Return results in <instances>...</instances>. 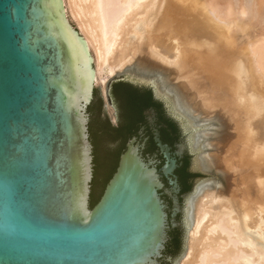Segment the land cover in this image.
Listing matches in <instances>:
<instances>
[{
	"label": "water",
	"instance_id": "water-1",
	"mask_svg": "<svg viewBox=\"0 0 264 264\" xmlns=\"http://www.w3.org/2000/svg\"><path fill=\"white\" fill-rule=\"evenodd\" d=\"M92 81L91 57L62 0H0V264H175L183 253L186 198L213 178L196 165L189 126L148 82L110 79L113 110L114 83L150 90L180 136L172 146L162 142L153 109L145 110V125L125 143L90 208L94 90L103 103ZM145 126L156 151L145 144ZM183 156L192 178L180 194L175 172ZM177 227L179 245L167 252Z\"/></svg>",
	"mask_w": 264,
	"mask_h": 264
},
{
	"label": "bare ground",
	"instance_id": "bare-ground-1",
	"mask_svg": "<svg viewBox=\"0 0 264 264\" xmlns=\"http://www.w3.org/2000/svg\"><path fill=\"white\" fill-rule=\"evenodd\" d=\"M217 1L62 0V5L91 57L92 85L106 92L110 79L137 62L175 83L187 109L205 116L215 112L227 127L224 140L209 144L215 152L207 155L226 189L206 187L192 201L188 251L179 264H264V82L253 66L264 75V38L250 39L243 32L250 26L237 19L249 15L252 24L264 23V11H256L263 0H222L225 6ZM239 33L247 38L235 55L233 47L243 39Z\"/></svg>",
	"mask_w": 264,
	"mask_h": 264
},
{
	"label": "trees",
	"instance_id": "trees-1",
	"mask_svg": "<svg viewBox=\"0 0 264 264\" xmlns=\"http://www.w3.org/2000/svg\"><path fill=\"white\" fill-rule=\"evenodd\" d=\"M111 95L117 109L118 122L113 126L109 119L104 115L102 110V102L94 90L93 100L88 106L89 114L88 130L90 141L93 146V188L90 199V208L97 202L102 190L113 174L118 156L123 152L125 143L137 131L145 125L142 113L148 108H153L158 116L160 123L166 125V129H161L162 139L170 146L179 140V129L176 123L166 116L162 103L155 100L150 90L137 88L126 83H114L111 88ZM148 137L145 144H150L156 151L152 142L151 134L148 132L144 135ZM181 166L176 170L178 183L181 187L180 194L185 193L189 188L187 180L191 177L187 171V157L181 159ZM94 186L98 187V195L94 197ZM179 227L171 229L168 232V244L165 251H169V247H178Z\"/></svg>",
	"mask_w": 264,
	"mask_h": 264
},
{
	"label": "rangeland",
	"instance_id": "rangeland-1",
	"mask_svg": "<svg viewBox=\"0 0 264 264\" xmlns=\"http://www.w3.org/2000/svg\"><path fill=\"white\" fill-rule=\"evenodd\" d=\"M210 1L213 2V0H210ZM215 1L216 0H214L213 4L216 3ZM218 1H217V3H218ZM220 1H222V0H220ZM220 1H219V3H220ZM223 1L225 2L226 0H223ZM224 2L220 3L219 5L225 6ZM231 2L232 1L230 0V3ZM260 4H261V6L264 7V0L258 4L257 9H256L257 12H258V10H260V13H261L262 11H264V9H263V7L260 6ZM247 16H249V15H247ZM247 16L246 15L242 16V18H240V16L238 18V16H237V19H239L238 23H240V26H242L243 23H244V26L246 24L248 27L250 26V29L246 28V30H244L243 32L248 33L247 35L250 36V39H252V40L255 39V41L262 39V36L264 38V23L263 22L260 23V21L259 22L255 21L254 24H252L253 22H250V21H252L251 17L250 16L247 17ZM244 17H245V20H244ZM68 20L69 19H67V21ZM249 22H250V25H249ZM69 24L77 32V28H76L75 24L72 23L70 20H69ZM243 27H241V29ZM228 30H229V28L224 25V32H223L224 39H229V31ZM244 33H239L238 37H241V38L245 37V36H243V35H245ZM246 38H243L244 40L241 39V42L239 40L238 43H241V45L238 44V47H236V46L233 47L234 54L238 50H242V48L245 47L244 43H246ZM224 42L227 43V40H224ZM238 52H240V51H238ZM239 54H241L243 57H245V53L242 52ZM253 66H254V69L256 71V77L259 79V81L264 82V75L259 73V71L256 69V66L254 64H253ZM123 75L133 76V77H136V78H139L141 80L148 82L149 84H151L154 87V89L162 97H164L169 102L172 110L190 128L191 152L194 156V159H195V162H196L198 169L200 171H202L203 173L213 177L211 180H203L202 182L198 183L195 186L194 193L186 198L185 207H186L187 222H188V233H187L185 249H184L183 253L180 255V257L177 259V261L175 262V264H179L185 258L186 253L188 251L187 250V240H188L190 227H191V219H192L191 204H192V201L195 199V197L197 196L199 191L205 189L206 187L209 189H214L216 186H221L223 189H226V183H225L226 181H225L224 176L222 174H220L219 172L215 171V169L208 166L207 155L215 152V149L212 146H209V144L213 145L214 143L223 141L225 138V135H227V133H228V130H227V127L224 124V122L220 121L217 118L215 112L209 116H205V115L201 114L200 112H198L199 114L197 112L193 113L190 109H187L188 107H186L187 104H186L185 97H183L182 93L178 90L175 83H173L171 81L169 82L166 75H164L161 71L149 69L146 66H142L137 62H133V63L129 64L128 66H126L125 69L123 70L122 74H120L118 76H123ZM94 89H99V91L101 93L102 101H103V103H102L103 110H104V106H105L106 114H107L109 121L111 122V124H115L114 110L107 103L105 90H103L99 84H95ZM257 101L259 102L258 105L260 107V105H262V102H263V99L260 95H257ZM257 115H259V112L256 113L255 116L253 117V119H252L253 122L259 121L260 118L257 117ZM256 117H257V119H255Z\"/></svg>",
	"mask_w": 264,
	"mask_h": 264
},
{
	"label": "flooded vegetation",
	"instance_id": "flooded-vegetation-1",
	"mask_svg": "<svg viewBox=\"0 0 264 264\" xmlns=\"http://www.w3.org/2000/svg\"><path fill=\"white\" fill-rule=\"evenodd\" d=\"M110 97H111V103H112V105H113V107H114V110H115V124H112L113 126H116L117 125V122H118V116H117V109H116V106H115V104H114V101H113V98H112V95H111V91H110ZM149 109V108H148ZM151 109H153V108H151ZM102 110H103V107H102ZM153 111H154V113H155V122H154V125H155V127L158 129V131H159V133H160V138H161V140H162V142H164L163 141V139H162V133H161V129H166V125H164V124H162V123H160L159 122V120H158V116H157V113H156V111L153 109ZM103 113H104V115L106 116V114H105V112H104V110H103ZM167 116V115H166ZM107 117V116H106ZM168 117V116H167ZM111 123V122H110ZM89 124V123H88ZM150 133V131H149V129L145 126V128H144V135L146 134V133ZM164 143H166V142H164ZM168 144V143H167ZM174 144V143H173ZM172 144V145H173ZM169 145V144H168ZM171 145V146H172ZM155 155V157H159V160H161V158H160V156L156 153V154H154ZM153 155V156H154ZM92 156H93V146H92ZM157 160V159H156ZM167 185V184H166ZM180 198V197H179ZM163 199V198H162ZM164 200V199H163ZM170 201V200H169ZM165 202V201H164ZM166 204V203H165ZM170 210H168L167 209V212H169Z\"/></svg>",
	"mask_w": 264,
	"mask_h": 264
}]
</instances>
